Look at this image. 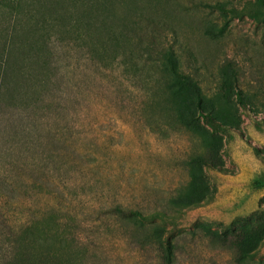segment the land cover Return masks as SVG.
<instances>
[{
	"label": "rangeland",
	"instance_id": "374dc122",
	"mask_svg": "<svg viewBox=\"0 0 264 264\" xmlns=\"http://www.w3.org/2000/svg\"><path fill=\"white\" fill-rule=\"evenodd\" d=\"M254 8L264 0H0V48L34 37L51 63L35 99L0 111V264H264V238L238 263L226 230L264 220ZM166 50L201 107L173 96ZM195 158L212 196L180 208Z\"/></svg>",
	"mask_w": 264,
	"mask_h": 264
},
{
	"label": "trees",
	"instance_id": "16d2710c",
	"mask_svg": "<svg viewBox=\"0 0 264 264\" xmlns=\"http://www.w3.org/2000/svg\"><path fill=\"white\" fill-rule=\"evenodd\" d=\"M99 4H96L98 6ZM24 9V6H23ZM232 11H237L235 7H231ZM62 12L69 13V9L63 7L62 5L56 3L54 13L61 14ZM249 15L254 19L264 18V9L254 8L249 12ZM29 30L31 32L38 31V22H32L28 24ZM16 47L10 39L6 40L5 43L0 48V111L4 106H9L10 104L25 99H35L39 90V87L46 80L50 79L48 74L50 61L43 59V55L40 52V44L34 38H23ZM17 58H14V55ZM30 55L37 56L39 59H28ZM165 59L169 64V69L175 76L172 83L174 88L173 96H178L182 93L185 97H190L195 94L197 97L198 106L201 107V90L199 86L189 80V78L184 77L182 72L176 64V55L170 50H166L162 53V58ZM168 80V79H167ZM171 85V84H169ZM237 98L244 108L243 110L247 115L252 118V113L247 107L246 102L242 98L241 93L238 92ZM174 102V101H173ZM177 109H179L178 119L184 120V114L182 109L176 103ZM201 114V112H200ZM203 118L211 124L217 123L213 116L209 113H203ZM207 164L206 161L200 160L198 158L192 159L190 162V185L185 190L184 193L177 195L173 203L175 206L184 208H190L191 206H198L203 202L204 199L212 196L211 191L206 187L203 179V166ZM201 184V186H200ZM200 186L201 188L197 187ZM120 214H137L140 212L137 210H124L121 207H115L114 209ZM164 214L163 212H161ZM237 220L232 222L227 226L234 235V247L237 250V262L241 263L243 259L251 255L258 247L259 243L264 238V220H259L256 223L248 221L244 223L245 225L238 226L235 225ZM168 253L171 245H167ZM30 259V258H29ZM21 264L26 263V258L21 255ZM33 263V261H31ZM28 263V261H27ZM30 263V264H32Z\"/></svg>",
	"mask_w": 264,
	"mask_h": 264
}]
</instances>
